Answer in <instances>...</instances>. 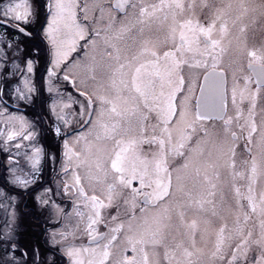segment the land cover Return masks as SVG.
I'll list each match as a JSON object with an SVG mask.
<instances>
[{
    "label": "snow or ice",
    "instance_id": "snow-or-ice-1",
    "mask_svg": "<svg viewBox=\"0 0 264 264\" xmlns=\"http://www.w3.org/2000/svg\"><path fill=\"white\" fill-rule=\"evenodd\" d=\"M0 264H264V0H0Z\"/></svg>",
    "mask_w": 264,
    "mask_h": 264
}]
</instances>
